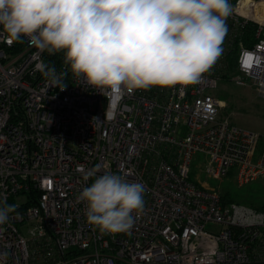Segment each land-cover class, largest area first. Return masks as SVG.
Returning a JSON list of instances; mask_svg holds the SVG:
<instances>
[{"label":"built area","instance_id":"2783aa9c","mask_svg":"<svg viewBox=\"0 0 264 264\" xmlns=\"http://www.w3.org/2000/svg\"><path fill=\"white\" fill-rule=\"evenodd\" d=\"M228 3L222 53L197 83L117 96L70 71L53 84L35 68L63 53L0 28V196L17 206L0 225V264H264V211L189 181L197 155L207 179H264V139L220 118L211 93L228 79L264 99V0ZM97 167L145 186L128 232L101 234L86 219L77 197Z\"/></svg>","mask_w":264,"mask_h":264},{"label":"clouds","instance_id":"9594fccd","mask_svg":"<svg viewBox=\"0 0 264 264\" xmlns=\"http://www.w3.org/2000/svg\"><path fill=\"white\" fill-rule=\"evenodd\" d=\"M230 13L228 0H0V28L10 42L27 38L39 52L63 53L65 71L43 62L35 68L53 84L70 71L102 95L117 96L197 83L222 53ZM113 116L105 112V119ZM99 171L87 172L94 180L77 197L86 219L101 234L128 232L144 210L145 186ZM16 207L0 196V225Z\"/></svg>","mask_w":264,"mask_h":264},{"label":"rangeland","instance_id":"374dc122","mask_svg":"<svg viewBox=\"0 0 264 264\" xmlns=\"http://www.w3.org/2000/svg\"><path fill=\"white\" fill-rule=\"evenodd\" d=\"M219 102V117L229 119L236 126L250 129L264 139V99L258 97L248 85L238 86L228 79L218 83L211 91ZM261 147V140L259 141ZM205 159L202 155L194 157L189 174V181L196 184L207 183L217 189L223 199L246 207H264V179L258 178L240 184L235 175L222 180L207 179L202 171Z\"/></svg>","mask_w":264,"mask_h":264},{"label":"trees","instance_id":"16d2710c","mask_svg":"<svg viewBox=\"0 0 264 264\" xmlns=\"http://www.w3.org/2000/svg\"><path fill=\"white\" fill-rule=\"evenodd\" d=\"M50 61H51V59H54V61H52L51 62V64L49 65V66H54L55 67V69H60L61 70V68H62V64H64L63 63V56L62 57H60V56H58V55H56L55 57H50V58H48ZM229 62H230V64H229V67L230 68H233V66H234V57H229ZM226 203H230V200H227L226 198L225 199H223ZM253 208V207H252ZM254 209L255 210H258V211H264V207H254Z\"/></svg>","mask_w":264,"mask_h":264}]
</instances>
